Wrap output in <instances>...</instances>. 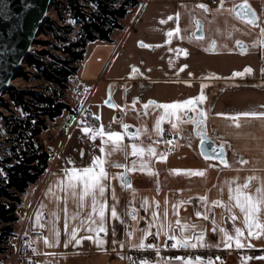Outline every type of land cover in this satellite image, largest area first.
Here are the masks:
<instances>
[{
    "label": "crops",
    "instance_id": "1",
    "mask_svg": "<svg viewBox=\"0 0 264 264\" xmlns=\"http://www.w3.org/2000/svg\"><path fill=\"white\" fill-rule=\"evenodd\" d=\"M216 1L209 5L204 0H141L123 19L124 28L112 34V41L88 43L77 73L82 83L74 89L73 98L69 83L64 100L85 108L95 121L87 127L97 133L102 130L104 135L102 139L97 134L92 140L83 132L85 126H77L54 141L48 168L33 183L30 196L22 199L17 222L22 225L18 229L20 237H26L35 249L37 264H127L128 252L163 248L176 242L170 236L186 238L197 248L264 250V231L249 229L229 192L249 183L245 191L255 196L256 190L264 187V38L260 34L264 0H223V8L221 1ZM241 1H248L256 10L257 26L234 14L235 5ZM201 4L208 11L200 8ZM181 10L192 15L203 10L210 21L209 36L206 18L203 36L197 37L193 28L180 35ZM202 91L205 100L198 107L205 112L204 131L224 147L227 166L218 158L201 154L199 132L203 127L179 122L173 129L177 121L165 118L163 109L154 105L144 108L149 101L159 105L194 99ZM128 124L135 127V134L126 132ZM109 132L119 133L121 139L109 141ZM133 144L143 150V155L132 154ZM101 146L104 152H100ZM97 155L105 161L108 179L104 202L109 206L107 232L99 233V237L95 231H88L99 226L91 199L86 197L81 202L80 188L73 195L65 175V169L73 166H90ZM194 172L203 175L190 174ZM113 203L118 219L111 217ZM256 222L264 224V210L257 214ZM73 229L81 244L77 246L73 240L65 247ZM235 229L241 230L243 247L236 246ZM89 236L92 239L86 238ZM97 238L105 242L98 246L93 242ZM141 242L145 247H139ZM177 258L181 257L158 255L146 264L190 261ZM200 261L264 264L260 257L245 255Z\"/></svg>",
    "mask_w": 264,
    "mask_h": 264
},
{
    "label": "trees",
    "instance_id": "2",
    "mask_svg": "<svg viewBox=\"0 0 264 264\" xmlns=\"http://www.w3.org/2000/svg\"><path fill=\"white\" fill-rule=\"evenodd\" d=\"M141 0H54L36 48L27 56L18 77L29 88L11 85L0 100V111L11 143L9 153L0 155V254L12 252L18 236L19 207L27 188L38 181L49 166L51 154L41 135L49 122L72 106L64 100L69 78L78 73L90 41H112L124 28L123 19ZM54 13V15H53ZM53 15V16H52ZM37 82V83H34ZM13 106L21 107L23 116ZM1 152V151H0ZM22 237L20 251L27 246ZM0 264H4L0 258Z\"/></svg>",
    "mask_w": 264,
    "mask_h": 264
},
{
    "label": "snow or ice",
    "instance_id": "3",
    "mask_svg": "<svg viewBox=\"0 0 264 264\" xmlns=\"http://www.w3.org/2000/svg\"><path fill=\"white\" fill-rule=\"evenodd\" d=\"M30 7H32V5H26L25 11H27V9ZM199 7L202 8L204 11H208L207 7L203 4L199 5ZM220 7L223 8V0H221ZM241 18L243 19L244 17L242 16ZM169 19H172V18L169 17ZM178 19L179 17L177 16V20ZM247 19H248V23L251 24L253 27L257 26L258 21L255 17V14L252 13L250 9L248 10ZM162 23H166V21H162ZM19 27L22 29V22L20 23ZM178 31L179 29L177 28V32ZM260 34H261V37L264 38V27L260 29ZM172 35H173L172 32L168 33L169 37H171ZM141 46L145 47L146 45L141 44ZM133 72L138 74V70L136 69H133ZM236 75H240V74L237 73ZM204 100H205V95L203 94V91H202L201 94L194 99H187V100H184L183 102H177V103H171V104L164 103V104H159V105L155 104L154 101H149L148 104L144 105V108L147 109L149 105H154L155 107L163 109L165 113V118L169 120L175 118V120L177 121V123L172 124L173 129H177V124L179 122H190L197 129H201L205 124L206 117H205V112L202 109H200L198 105H200ZM110 106H114V105H111L110 103ZM188 113H194V115L189 116ZM243 115H249V114L244 113ZM261 115H264V114H261ZM182 118H186V119L182 120ZM95 119L98 120L99 117H95ZM125 127H127V125H125ZM157 130L158 131L160 130L159 123L157 124ZM83 132L85 134H90L92 140L96 139L97 134H99L102 139L104 135L102 130H100V132L97 133L94 130H90V128L87 126L83 128ZM107 137L109 141H114V142H118L121 139L120 134L116 132H109L107 134ZM99 150L100 152L105 151L103 146H101ZM149 152L153 153L154 150L149 149ZM132 154L133 155H138V154L143 155V150L138 149L137 146L133 144ZM81 155L83 156V153H81ZM220 158H221V161L225 164V166H227V162L223 160V153H221ZM68 162L73 163L74 165L73 161L69 160ZM104 163L105 161L102 160L101 157L97 155L91 159L90 166L88 167L77 168L73 166L71 169H65V175L67 177L66 186L68 189L72 190V194L76 195V190L80 188L82 189V191L80 192V196H79L80 201L83 202L86 197H89L91 199L92 213L98 216L99 226L96 228L89 227L88 231L89 232L95 231L97 233V237H99V233L107 232V229L105 227V222H106V210L108 209L109 206L104 202V200H105V190H106L105 181L108 179V174L104 169V166H103ZM141 167H144V165L142 164ZM133 168H135V165H133ZM190 174L203 175L202 172H194ZM121 179L125 180V177L122 176ZM251 179L253 178H249V180ZM249 187H250L249 183H245L243 186H237L235 189L230 188L229 192L233 194L232 198L235 200L236 206L239 207L242 213H244L245 224L248 225L249 229L251 230L253 227H255L257 229L264 231V224H260L256 222L257 214L261 212V210H264V187L258 188L256 190L255 196L250 195L248 194L247 191H245ZM201 199L203 200L204 198H201ZM113 201L115 202L114 192H113ZM110 211H111L112 218L114 219L119 218L116 208L114 206V203L111 206ZM233 219H235V217H233ZM37 220H39V214L37 216ZM91 223L96 224L97 221L91 220ZM235 231L237 235L236 246L243 247V245H241L239 241L241 230L235 229ZM113 235H115L114 229H113ZM225 235L227 236V233H225ZM55 237H56L55 243L58 244L59 243V231L58 230L55 231ZM86 238L92 239L91 236L86 237ZM169 238L176 241L172 245V247L174 248L175 247H180V248H189V247L195 248L196 247L195 243H190L189 240L186 238L178 239L174 236H170ZM199 239L202 241L203 237H200ZM229 239L231 238L229 237ZM73 240H75V243L77 246L81 244V240L76 238L75 229H73V231L69 235V239L65 241V247H67V245L71 243ZM44 242L45 244L49 243L47 239H45ZM93 242L99 246V245H102L105 241L97 238ZM139 247L141 248L145 247L143 242H141ZM177 259H182V258H177ZM260 259H264V257H260ZM187 264H191V261H188ZM197 264H203V262H201L200 259L197 258ZM208 264H211V261H209Z\"/></svg>",
    "mask_w": 264,
    "mask_h": 264
},
{
    "label": "water",
    "instance_id": "4",
    "mask_svg": "<svg viewBox=\"0 0 264 264\" xmlns=\"http://www.w3.org/2000/svg\"><path fill=\"white\" fill-rule=\"evenodd\" d=\"M54 0H0V100L18 76L21 67L31 52L38 35L41 33L45 20L49 16ZM26 5H32L25 11ZM246 6V7H245ZM255 14L259 24V17L254 7L248 1H241L234 7V14L247 19L248 10ZM22 22V29L19 27ZM257 24V25H258ZM204 34V22L198 23L195 33L197 37ZM189 116L193 113H188ZM199 132L201 137L200 152L205 157H215L221 160L225 149L211 139L206 131ZM125 130L135 134V127L128 124Z\"/></svg>",
    "mask_w": 264,
    "mask_h": 264
},
{
    "label": "built area",
    "instance_id": "5",
    "mask_svg": "<svg viewBox=\"0 0 264 264\" xmlns=\"http://www.w3.org/2000/svg\"><path fill=\"white\" fill-rule=\"evenodd\" d=\"M204 1H206V3H208L209 5L214 3V0H204ZM35 48L36 46L34 45L31 51H34ZM71 80H75L77 84L82 83L80 78L77 77V74H73L70 76L69 83ZM0 109H1L0 111H5V109L1 106ZM13 110L15 111V114L17 116L19 117L23 116V111L21 107L13 106ZM93 124H94V118L90 113L86 111L85 108L72 106L71 109L65 110L63 114L59 115L53 121L49 122V126L46 130L48 134L46 135L44 142L45 149L51 155L54 154V150L51 147V144L54 141L69 135L72 132V130H74L77 126H91ZM0 130L8 134L1 113H0ZM3 173H4L3 168L2 166H0V175ZM22 237H20L18 241V247L16 252V257L18 261L17 264H37L36 263L37 255L31 243L28 242L26 248L20 251V244ZM173 244L174 243L170 242L165 247L158 249L144 248V249H137L130 251L126 255L127 264H146L147 262L156 259L158 255L173 257V258L181 257L183 259L190 261H195L197 260V258H199L200 260L224 258L227 257L228 255H235L237 257H240L241 255H245L247 257H264L263 249L248 248L245 250H239L236 249L235 247H228V246L211 247V248H197V247L174 248L172 247Z\"/></svg>",
    "mask_w": 264,
    "mask_h": 264
},
{
    "label": "rangeland",
    "instance_id": "6",
    "mask_svg": "<svg viewBox=\"0 0 264 264\" xmlns=\"http://www.w3.org/2000/svg\"><path fill=\"white\" fill-rule=\"evenodd\" d=\"M221 0H217L216 1V4H218ZM52 8V7H51ZM190 8H188V10H190ZM200 12V14H199ZM54 15V13H53ZM52 15V16H53ZM199 16V17H198ZM206 16L204 11L203 10H199V11H196V14L192 15L191 13H186L181 10V14H180V18H181V33L180 35H183L184 34V31L185 29H189V28H193L194 30L198 28V23L200 20H204V18H206V26H207V31H206V35L207 37L209 36V32H210V21H209V18L207 17H204ZM202 18V19H201ZM206 36L203 37V39H205ZM41 38H45V35L40 33L38 35V39H41ZM35 45V44H34ZM13 83L19 87H23V88H29L31 86V84H28L27 82H25L24 80L20 79L18 76L14 79ZM34 83H37V82H34ZM13 84V85H14ZM80 84H77L75 80H71L70 81V87H71V90L69 92V95L71 98H73V92H74V89L78 86L79 87ZM102 87V86H100ZM7 95L4 94L3 97H6ZM2 97V99H3ZM92 101H94V97L92 98ZM107 99L105 100L104 103H106ZM1 110V109H0ZM95 122V121H94ZM47 131H44V133L41 135V140L42 142H45V137L47 135ZM8 137L9 135L2 132V130H0V155L2 157H4L6 154H8V150L11 146V143L8 142ZM31 189H33V184H31L28 188H27V191L22 195V199H25V196L28 195V197L30 196V194L33 192ZM22 204H23V201H22ZM21 204V205H22ZM21 205L19 207V210L21 209ZM18 215H19V211H18ZM17 227H16V230H17V233H18V236L17 237H14L12 239V242L16 243V248L10 252V250H8L7 253H4V254H0V258L3 259L4 261V264H17L18 261H17V257H16V252H17V247H18V241H19V238H20V231L19 229L21 228V225H22V222H20V225L18 226V223H16ZM19 228V229H18Z\"/></svg>",
    "mask_w": 264,
    "mask_h": 264
}]
</instances>
